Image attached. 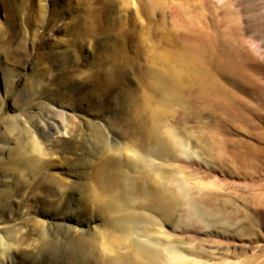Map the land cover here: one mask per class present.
Masks as SVG:
<instances>
[{"label": "rangeland", "instance_id": "obj_1", "mask_svg": "<svg viewBox=\"0 0 264 264\" xmlns=\"http://www.w3.org/2000/svg\"><path fill=\"white\" fill-rule=\"evenodd\" d=\"M32 106L63 111L67 131L44 140ZM143 121L171 151L139 164L119 155L114 202L89 166ZM9 125L41 143L43 164L14 172L0 200V233L16 243L8 264H143L140 245L203 264L264 262V0H0V135ZM77 165L81 186L64 172ZM148 186L169 210L148 204ZM73 190L83 208L100 211L103 192L115 205L84 241L53 222Z\"/></svg>", "mask_w": 264, "mask_h": 264}, {"label": "bare ground", "instance_id": "obj_2", "mask_svg": "<svg viewBox=\"0 0 264 264\" xmlns=\"http://www.w3.org/2000/svg\"><path fill=\"white\" fill-rule=\"evenodd\" d=\"M27 113H28V116L30 118V122L37 129V131L43 136L44 140L45 139L46 140L51 139L53 135H58L60 133H64L67 131V128H68L67 123L65 121H63L62 119L58 118V116L64 117L63 111L62 112L59 111L56 113L57 115H53L52 112L48 111L46 108H40L39 106H32L29 108ZM150 121L152 123L154 122V120L152 121L151 119H150ZM143 122L144 123L138 124V126L139 125L140 126H139V128L137 126L138 129H135V130H134L135 125H134L133 130H132V134L129 137L124 138V140H120V139L115 138V137H110L111 143L109 141L104 142L105 145L102 147L103 152L100 154V159H99L101 162L99 161L100 163H98V164L92 163L95 165V167L89 166L90 168H93L92 170L91 169L88 170L89 176L93 177L94 180L96 179V183L98 182V184L100 185V188H102L103 191L107 190L106 193L108 191L110 193L111 192L113 193V194L111 193L110 198L114 202L115 201L121 202V197H120L121 195H118V193L116 192L117 191L116 188H118V186H116V188H115V185L118 184L115 182L117 180L116 178L118 176H121V173L119 172L120 175H118V176H117V174L111 173L113 168L110 171L109 170L110 168L108 169V166L110 167L112 162L113 163L116 162L114 164L117 166H120V168H121L123 162H122L121 158H118L119 155L121 156V155H125V154L129 153L133 156V159L137 162V164H139L141 162L143 163L144 159H146L147 156L148 157H156V156L160 155V157H167V156H169V153L171 151L169 149L170 146H166V145H164V143H162L163 141H161V138H159V136H158L160 134V132L158 133L157 130L154 129L155 127L151 125L152 123L150 124L148 121H146V122H148L149 124L145 123V121H143ZM155 123L156 122H154L153 125H155ZM11 125L6 127L7 131L5 134H7V136L0 135V200H3V201L4 200L6 201L9 194H10L9 188L11 187V182L14 180V176H13L14 172H15V174L16 173L18 174V172L19 173L21 172L20 170L23 171L25 169L28 171H31V172H35L43 164L42 163V156H41L43 149L41 150V148H42L41 143L38 142L35 138V139H32L31 141L26 142L24 144L23 142H25V141H23V142L20 141L21 138L19 139L18 133L15 131L16 129L12 128ZM157 129H159V128H157ZM165 143L167 144V142H165ZM121 144H123V146H121L120 149H115L118 145H121ZM116 152L118 153V155L114 154ZM112 155L116 156V158H115L116 161H113ZM147 159H146V161H147ZM84 169H83V166L77 165L75 167H72L71 170H68L67 168L64 169V172L67 173V176L69 178H72V179L74 178V180L72 181L71 184L81 186L80 181L81 180L83 181L86 179L84 177V172H83ZM118 171H120V169H118ZM145 175L146 174H144V176ZM152 183L153 182H151V185H152ZM146 184H149V183L146 182ZM151 185H150V187H152L154 184L152 186ZM159 186H161V184ZM74 187L76 190H78L76 186H74ZM150 187L148 188V190L153 192L154 191L153 189H155L154 187H156V186L154 185V187L152 189L153 191L150 189ZM136 188L137 187L133 188L132 185L130 186L129 192H128V195L130 197H134L135 195H137V193H139L138 189L136 190ZM124 190H123V193H124ZM144 190H145V188H144ZM144 190H143V192H144ZM162 191H164V190H162ZM168 191H170V189ZM167 192H165L164 195H166ZM103 193H105V192H103ZM103 193H101V194H103ZM146 193H148V191H146ZM170 193H172V192H170ZM170 193L168 192V194H170ZM101 194H100L99 199H98L99 200L98 201L99 207L97 206L98 209H100V211L95 212L94 209H88L87 207L86 208L84 207L85 208L84 209L82 206H80L82 204V201H83L81 198V193H77V191L73 190L72 193H70L67 196L66 201L61 204V212L56 213V215H54L56 218H55V221H53V222L55 223L57 221V222L64 224L65 226H61V227L65 228V230L67 232H70L72 235H74V238H76L77 240L84 241V240H86V237H89L91 235H96V233L99 232V231L96 232V230H95L97 224L99 222H101V220L102 221L104 220L101 218V216H99L98 212H102L103 210L108 211V209L113 210L112 206L113 207L115 206L110 201L111 199L109 200V198H108V200H107L103 197L104 195L102 196ZM139 194L142 195V193H139ZM172 195L170 197L173 198ZM95 196H96V194H95ZM138 196H140V195H138ZM150 197H151V195H150ZM165 197H163V193L160 192L158 189V190H155V193L153 194V199L151 200V198H150L151 201L149 203H148V200H145V201H147L148 204L154 206L159 211L164 213V211L169 210V208L171 207L170 206L171 204L169 205L166 202L161 203V201H163V198H165ZM147 198H149V197H147ZM167 199H168V197H167ZM175 200H177V199H174V201ZM176 202H174V203L176 204ZM172 206H173V204H172ZM127 216L124 218H121V220H118V224L116 222V224H117L116 226L118 229H122V231L129 229L130 223H128L129 222L128 220H131V218L133 217V214L129 215L128 217ZM56 225H58V223H56ZM53 226H55V225L53 224ZM116 226H115V228H116ZM130 226H132V225H130ZM71 238H72V236H71ZM74 238H72V239H74ZM14 244H16V243H13V240L11 238H7L5 236H2L0 233V264H8L9 263V258L12 256V252L15 248ZM136 249H138L140 256L143 258V262L145 260L146 262H144V263H147V264H160L161 262L169 261V260L173 261L172 264H176V263L177 264H203L202 261L200 262L197 260H190V259H187L183 255L182 256L177 255V256L171 258L168 254L166 255L164 252H161V251H158L157 249H153V248L146 247L143 245L137 246ZM136 252H137V250H136ZM140 256L138 258H140ZM259 264H264V262L259 263Z\"/></svg>", "mask_w": 264, "mask_h": 264}]
</instances>
